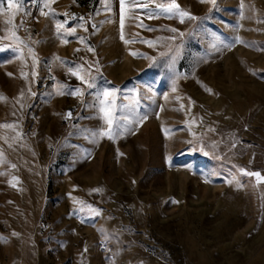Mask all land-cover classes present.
<instances>
[{
  "label": "rangeland",
  "instance_id": "374dc122",
  "mask_svg": "<svg viewBox=\"0 0 264 264\" xmlns=\"http://www.w3.org/2000/svg\"><path fill=\"white\" fill-rule=\"evenodd\" d=\"M175 3L4 0L0 264H264V0Z\"/></svg>",
  "mask_w": 264,
  "mask_h": 264
},
{
  "label": "snow or ice",
  "instance_id": "6c2138e0",
  "mask_svg": "<svg viewBox=\"0 0 264 264\" xmlns=\"http://www.w3.org/2000/svg\"><path fill=\"white\" fill-rule=\"evenodd\" d=\"M130 2L133 5H142L143 6L142 12H144L146 15H148L149 18H152L153 16H158V15H171V14H173L174 10L177 9V7H178V5L175 3V0H172V2H167V3L166 2H157L155 8H151L148 6L149 3L155 2V0H130ZM212 2L215 3V0H212ZM3 3H4V0H0V7H2ZM119 5H120V12H121L120 23H121V28H123V25H124L123 11H124V7H125V0H119ZM7 6H8L9 10L15 9L17 12H19L23 9L25 12V15H28L27 10L24 9V0H7ZM108 10L110 11L111 9L109 8ZM185 15H188V14L187 13H181V17H183ZM80 19H83V18H80ZM189 19H197V18L194 16H189ZM104 22H108V21H104ZM104 22H102V23H104ZM181 22H183V19H181ZM8 23H11V21H9ZM61 26L62 25H60V24L57 25L58 28ZM93 27H95V26H93ZM171 31L176 32L177 30L171 29ZM74 32H75L74 28L70 30V34H74ZM81 39H83V38H81ZM121 39H123V36H121ZM170 39H175V37H170ZM89 50H92V49L89 48ZM77 51H79V50H77ZM71 74L74 76L76 75L75 72H71ZM81 79H82V82H87L88 87H92V83L90 80L85 81V78H83V77H81ZM77 92H79V89L70 90L68 92V94L69 95H75ZM22 95H23V93H22ZM111 95H112V92L109 90H105L102 93L103 97H109ZM100 103L102 105L100 110H101V112L105 113V120H106V123L108 125V133L107 134L109 135V138H111L113 119L109 118V114L107 111V105H106L105 100L101 99ZM109 103H111V102H109ZM67 116H69V117L71 116V111H69L67 113ZM144 118H146V117H144ZM3 127H9V125H3ZM92 134L104 136L106 133L103 129H100L98 133L93 132ZM13 167H15V166L13 165ZM241 171H243V170H241ZM246 174L256 176L258 178V180L264 181V177H261L259 172L246 173ZM89 207H91V206H89ZM93 211H97V210L93 209Z\"/></svg>",
  "mask_w": 264,
  "mask_h": 264
}]
</instances>
